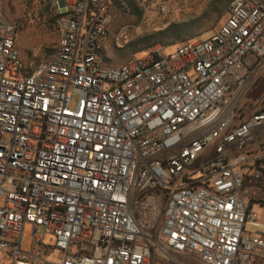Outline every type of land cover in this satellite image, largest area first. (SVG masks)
Wrapping results in <instances>:
<instances>
[{
	"label": "built area",
	"instance_id": "2783aa9c",
	"mask_svg": "<svg viewBox=\"0 0 264 264\" xmlns=\"http://www.w3.org/2000/svg\"><path fill=\"white\" fill-rule=\"evenodd\" d=\"M49 2L57 45L29 69L0 12V264H264L243 194L264 191V98L239 106L264 62V0L116 67L101 55L112 0Z\"/></svg>",
	"mask_w": 264,
	"mask_h": 264
},
{
	"label": "rangeland",
	"instance_id": "374dc122",
	"mask_svg": "<svg viewBox=\"0 0 264 264\" xmlns=\"http://www.w3.org/2000/svg\"><path fill=\"white\" fill-rule=\"evenodd\" d=\"M129 5L134 2V7L125 9L115 7L114 19L109 27L108 38L102 48L101 55L108 66H119L131 58H141L146 51L154 45L165 47L166 54L173 51L177 44L196 38H208L217 31L228 15L227 9L221 13L225 0H150L141 5L137 0H119ZM160 7H164L162 12ZM0 12L6 20L16 26V46L24 65L29 69L33 67L45 54L55 48L57 37L53 30L54 11L49 0H0ZM171 24H184L180 39L150 38L152 44L145 45L139 40L151 37ZM127 26L130 30L131 40L122 49L114 47L111 37L120 27ZM253 65V64H252ZM254 78L239 100V106L257 105L264 98V62L253 68ZM250 183V180H248ZM243 194L246 199H264V191L256 190L253 186H245ZM251 205L254 212L261 209L258 202ZM258 215L261 220L264 212ZM22 250H32L31 227L25 225L22 233ZM43 243L53 246L54 237L46 235ZM174 261L191 264V259L180 254H170ZM261 256L254 255L253 264H261ZM174 261L155 257L152 264H177Z\"/></svg>",
	"mask_w": 264,
	"mask_h": 264
},
{
	"label": "trees",
	"instance_id": "16d2710c",
	"mask_svg": "<svg viewBox=\"0 0 264 264\" xmlns=\"http://www.w3.org/2000/svg\"><path fill=\"white\" fill-rule=\"evenodd\" d=\"M229 1L230 0H225V3L221 9V13L224 12V10L227 9V6L229 4ZM114 6H116V8H120V9H125L127 6L129 7H134V2L133 1H129V5H126V3L123 1H119V0H112ZM55 18V17H54ZM185 25L184 24H171L169 25L168 27H166L165 29H163L162 31L156 33L154 36H151V37H143L141 38L139 41L140 42H144L145 45H150L152 44L153 40L151 41L150 38H166V37H169V38H172L174 41H177L180 39V36L182 34V31L183 29H185ZM17 31V28L15 29ZM253 202V200H250V203ZM248 209H249V206H248Z\"/></svg>",
	"mask_w": 264,
	"mask_h": 264
},
{
	"label": "crops",
	"instance_id": "0c3cea01",
	"mask_svg": "<svg viewBox=\"0 0 264 264\" xmlns=\"http://www.w3.org/2000/svg\"><path fill=\"white\" fill-rule=\"evenodd\" d=\"M112 9H114L115 10V7L114 6H112ZM256 189V188H255ZM256 190H258V189H256ZM250 200H253V202H258V206L261 208V209H259L257 212H254V208H253V206L251 205V203H253V202H251L250 203ZM250 200H248V203H249V210L252 212V213H262V212H264V199H261V198H259V199H250ZM255 217H256V219H255V221L254 222H252V223H249L248 225H247V229H248V231L251 233V234H253V235H256V236H264V216H262V218H261V220H259L257 217H258V215H256L255 214Z\"/></svg>",
	"mask_w": 264,
	"mask_h": 264
}]
</instances>
